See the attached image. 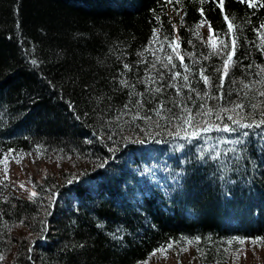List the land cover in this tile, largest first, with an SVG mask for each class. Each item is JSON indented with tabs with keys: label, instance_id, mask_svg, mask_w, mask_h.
Returning a JSON list of instances; mask_svg holds the SVG:
<instances>
[{
	"label": "trees",
	"instance_id": "obj_1",
	"mask_svg": "<svg viewBox=\"0 0 264 264\" xmlns=\"http://www.w3.org/2000/svg\"><path fill=\"white\" fill-rule=\"evenodd\" d=\"M217 5L0 0V264H264V0Z\"/></svg>",
	"mask_w": 264,
	"mask_h": 264
},
{
	"label": "snow or ice",
	"instance_id": "obj_2",
	"mask_svg": "<svg viewBox=\"0 0 264 264\" xmlns=\"http://www.w3.org/2000/svg\"><path fill=\"white\" fill-rule=\"evenodd\" d=\"M168 2H171V0H168ZM223 2H224V0H218V5L217 6L218 7H222L223 6ZM240 2L241 3L247 2L249 7H255V0H240ZM262 6H264V5H262ZM224 18H225V20H228V17L227 16H225ZM228 27H229V30L231 31L232 30V24H231V22H229ZM209 29H210V32H211V30H212L211 29V25H209ZM211 39H212V37L210 36L209 37V40L211 41ZM261 40H262V46H264V36L261 37ZM220 43L224 46V48H227L228 47V45L224 44L223 41H220ZM169 46L171 47V44ZM213 47L214 48L216 47L215 44H213ZM173 51H175V49H173ZM234 51H235V40H233V42H232V51L227 55V58L224 61V65H223V75L225 77L228 75V69H229V66H230V64H231V62L233 60ZM178 58L181 60V62H183V57L182 56H179L178 55ZM167 59H168L169 63H171V60H172L171 56H168ZM32 63L35 64L36 61H32ZM153 66H155V65H153ZM124 67L125 68H128L129 66L127 64H125ZM173 67H175V65H173ZM218 71H219V69H218ZM262 71H264V70H262ZM179 76H180V73L179 72L173 74V78L174 79L175 78H178ZM201 77L204 80V83L207 85L209 83V78L207 76H204L203 73H201ZM149 79H153V78L152 77H149ZM183 79L185 81H187L188 77L185 76ZM121 83L124 84L125 86H127V84H128L127 81H122ZM167 86L168 87L175 88V85L174 84H170V85H167ZM244 87L247 88L249 86L247 84H245ZM154 91L159 93V92L162 91V89L159 88V87H157V88L154 89ZM177 95H179V92H177ZM260 95L264 96V92H261ZM137 103H139V101H137ZM140 106L142 107L143 105L141 104ZM127 107L128 106L125 105V108H127ZM252 107L255 108L256 105H252ZM243 108H244V105L243 104H236L234 106V108L232 109V111H235L236 109H241L242 110ZM160 111L161 110L158 109L156 111V115L159 116L160 115ZM169 111H171V110L169 109ZM204 115H211V110H209L208 112H205ZM262 115H264V113H262ZM134 118H139V117L137 116V117H134ZM175 118H179V117H175ZM145 119H151V117H146ZM227 119L233 121V123L237 124L240 128H249V129L252 128V127H257L258 128V127L261 126V124H264V119H262V120H260L258 122H255L254 121L251 124H241L239 121L234 120V118L232 116H228ZM183 123L186 124V125H189V126H192L193 125V116H192L191 112H188V114L185 117H183ZM208 130H209L208 128H205L204 129V131H208ZM217 130H220V129H217ZM222 130L225 131V132L235 131L234 128H229L228 126H225ZM177 135H179V133H177ZM197 135H198V133L196 131H193L190 134V136L185 137V138L186 139L187 138H195ZM243 135L244 136H247L248 135V132H244ZM32 195L35 196L36 193H32ZM243 242H244L243 240L240 241V243H243Z\"/></svg>",
	"mask_w": 264,
	"mask_h": 264
},
{
	"label": "rangeland",
	"instance_id": "obj_3",
	"mask_svg": "<svg viewBox=\"0 0 264 264\" xmlns=\"http://www.w3.org/2000/svg\"><path fill=\"white\" fill-rule=\"evenodd\" d=\"M28 163V162H27ZM26 164V163H25ZM24 163L21 165V166H24L25 165ZM40 164H42V163H40V162H35V163H33V164H29L30 166V170L34 173V175H36L38 172H39V168H40ZM27 165V164H26ZM20 172V175H21V173H22V171H21V168L20 167H18L17 166V168H15L14 167V169H13V166L12 165H10V171H8V172H10L7 176H8V182H13L14 180H15V177L17 178V180L19 181V176L20 175H18V171ZM250 257H253L252 256V253H251V256ZM177 258V257H176ZM174 259V257L172 256V257H168L166 260L167 261H165V263L167 264V263H170V262H173L172 260ZM178 259V258H177Z\"/></svg>",
	"mask_w": 264,
	"mask_h": 264
},
{
	"label": "bare ground",
	"instance_id": "obj_4",
	"mask_svg": "<svg viewBox=\"0 0 264 264\" xmlns=\"http://www.w3.org/2000/svg\"><path fill=\"white\" fill-rule=\"evenodd\" d=\"M157 154V155H156ZM151 153V157H146L147 159L145 160L146 162H151L152 166H156V164L158 163L159 159H162L164 157V152H160V153ZM143 175H148L146 177L145 183H149V182H153L154 181V177H150L148 172H144Z\"/></svg>",
	"mask_w": 264,
	"mask_h": 264
}]
</instances>
